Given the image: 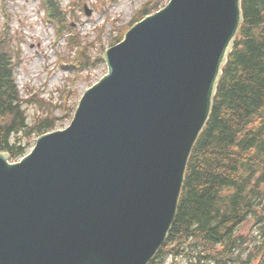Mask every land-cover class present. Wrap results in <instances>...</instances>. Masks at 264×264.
Here are the masks:
<instances>
[{
  "label": "water",
  "instance_id": "95a60500",
  "mask_svg": "<svg viewBox=\"0 0 264 264\" xmlns=\"http://www.w3.org/2000/svg\"><path fill=\"white\" fill-rule=\"evenodd\" d=\"M241 1L172 0L107 52L109 74L67 130L41 137L19 164L0 152V264L152 262L176 220Z\"/></svg>",
  "mask_w": 264,
  "mask_h": 264
},
{
  "label": "trees",
  "instance_id": "16d2710c",
  "mask_svg": "<svg viewBox=\"0 0 264 264\" xmlns=\"http://www.w3.org/2000/svg\"><path fill=\"white\" fill-rule=\"evenodd\" d=\"M46 5L60 23L53 0ZM243 13L210 122L190 159L176 221L157 262L171 253L183 257L189 249L195 264L202 254L206 262L240 263L238 227L250 220L264 225V0H244ZM146 14L148 9L138 18ZM79 61L83 67L85 57ZM19 64L12 36H0V151L11 159L26 154L33 135L56 126L53 116L28 125L16 85Z\"/></svg>",
  "mask_w": 264,
  "mask_h": 264
},
{
  "label": "rangeland",
  "instance_id": "374dc122",
  "mask_svg": "<svg viewBox=\"0 0 264 264\" xmlns=\"http://www.w3.org/2000/svg\"><path fill=\"white\" fill-rule=\"evenodd\" d=\"M58 1L64 24L59 25L60 32L46 18L43 0H0V36L9 29L14 35V50L20 51L17 86L22 98L29 100L24 105L29 123L35 125L53 111L56 128L61 130L71 123L84 93L107 74L103 55L122 39V31L143 9L153 14L170 0ZM71 38H75V44H69ZM79 45L83 55L77 65L81 57H85V65L78 70L63 68L60 61L73 62ZM246 226L243 234L252 236L257 232Z\"/></svg>",
  "mask_w": 264,
  "mask_h": 264
}]
</instances>
